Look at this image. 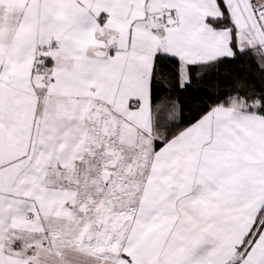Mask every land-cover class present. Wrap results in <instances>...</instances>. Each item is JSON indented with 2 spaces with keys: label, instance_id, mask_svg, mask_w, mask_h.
<instances>
[{
  "label": "snow or ice",
  "instance_id": "obj_1",
  "mask_svg": "<svg viewBox=\"0 0 264 264\" xmlns=\"http://www.w3.org/2000/svg\"><path fill=\"white\" fill-rule=\"evenodd\" d=\"M0 264H264V0H0Z\"/></svg>",
  "mask_w": 264,
  "mask_h": 264
}]
</instances>
